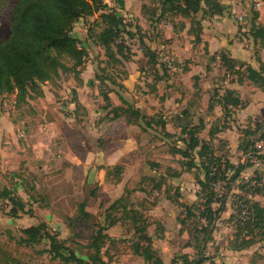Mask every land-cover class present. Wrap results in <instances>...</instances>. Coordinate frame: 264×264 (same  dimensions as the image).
Instances as JSON below:
<instances>
[{"label": "crops", "instance_id": "obj_1", "mask_svg": "<svg viewBox=\"0 0 264 264\" xmlns=\"http://www.w3.org/2000/svg\"><path fill=\"white\" fill-rule=\"evenodd\" d=\"M216 1L227 7V11L222 16H213L201 21L202 33L200 35V40L197 43H193V37L187 34L189 24L185 23V21V28L183 30H179L178 27L173 29L172 24L169 23L158 24V28L161 29V35L163 36L162 40L168 41V45H165V47L168 48V50L179 62H184L186 65L185 71L181 77L187 76L188 78H205L209 76L208 80H211L209 87L212 86L213 79L217 76L216 73L224 72L219 62L220 53H226L231 59L237 62L245 63L254 70H258L260 65L264 68V42L261 43L260 39L256 37L255 30L258 27L264 29V0ZM134 16H136L134 18L139 20V24L146 22L140 13V10L137 15ZM78 24H81V21L75 25ZM72 34L78 39L77 35H74V33ZM150 49L154 51L153 48ZM91 75H93V66L89 62H85L84 66L80 69L79 78L81 80V84L78 87H74L79 104L86 110L87 105L84 103V100L80 95V91L83 92L89 86L92 79ZM175 78L172 77L169 79L168 83L171 85L174 84L175 86L179 85L178 77L176 79ZM199 82L200 80L198 81L197 89L190 87V92L185 93L184 95L175 91L162 99V95L159 94L160 97L157 98L156 102L152 100L154 105L158 103L159 111H151L150 108H145L146 114H153V112H156V114L159 115L158 117H161L163 120L169 118V120L165 121V123H168L165 125V131L168 134L174 135V137L176 135L174 139H170L173 140L172 144L168 142V144H170L167 146L168 152L164 154L167 156L166 159H169L167 162L168 165L165 166L161 164L162 160L157 158L151 161L154 163H147L151 167L153 173L156 170V167L158 170H161L160 168L165 170V173L162 176L167 177V182L169 184L168 189L171 192L165 194V189L163 190L162 186L157 190H154L153 192L155 193V196L153 198H146L149 202H147L149 209L145 211H139V207H136L134 201L131 200L138 212L143 213L145 217L147 216L150 218V225L147 228V234L152 238V248L161 260L162 264H170L175 254H178V258L182 255H187L189 258H192L194 252L197 251V244L193 242L191 236V239L188 237L186 231L182 230L179 222L177 221L176 206L181 207V205H193L195 199L197 200L196 196L199 193V187L196 184V181L203 180L204 174L199 167V161L197 158H195L196 168L188 171L185 170L184 167H181V164L185 163L186 160L181 158L178 154H173L170 151L171 147L182 148V144L179 145V142H175L178 137H182L180 135L181 124L177 123L178 117H182L179 113L184 111L187 113L188 118L192 119L194 118L195 111L199 110L201 115L199 114L198 117H196L198 118L197 121L202 120L204 124V129L199 134V139L205 142L210 141L213 155L220 159H222V155H216L218 153H214V144H219L221 148L225 147V149L228 150V153L223 156L233 165L236 164L233 155L237 149L239 137L237 136L236 138V128L232 122L235 121V125L238 127L239 124H243L240 123L238 119L240 116L243 117L246 115L250 117L249 120L251 119V123H254L252 125H255L257 123L254 115L257 111L256 106H261L259 108V112L262 115L264 114L263 91L247 82L242 85L234 83L226 84L225 87L227 89L238 93L242 102L244 100H249V105L244 109H235L233 111L234 113L232 118L229 119V123H226L229 126L233 125L232 128L222 130L221 127L217 125L222 118L221 108L219 106H215L211 113L207 112L210 97L207 93L205 94L206 90L201 84H199ZM168 90L171 92V90L173 91L174 89L169 88ZM43 94L44 97L41 100L47 101L45 93ZM2 99H4V97L0 96V101L5 104V101ZM159 101H161V103H159ZM162 101L164 102V107L162 106ZM178 101H181V105L177 104ZM200 101L203 103H200ZM10 102L12 105L11 108L14 109V95ZM111 102L114 106L120 105V103L118 105L114 100H111ZM142 102L143 101H141L139 105H131L135 109L141 110V108L145 106ZM169 104L171 106L177 104L175 112L172 114L170 111L165 110L166 107H171ZM173 117L175 118L172 119ZM27 120L28 119L23 121L21 125L24 126ZM15 126L16 125L10 120V115L7 112L0 110V180L4 183L2 186L10 188L3 180L2 176H5L10 172H16V163H18V161L12 164L9 162V159L19 158L18 150H25L26 154L23 155L25 160H29L32 157L35 158V160H39L40 164L36 168V172L30 168V172H32L34 176L39 177L36 181H54L56 195L55 197H50V195L46 193L49 207L38 208L37 204H33L31 207L32 216L22 214L16 219L9 220L12 222L10 228L14 231L15 228L20 230L37 226L40 223H45L49 229L56 232L59 235V239L62 240H68L69 237L67 236V230L73 229L75 226L90 228L93 227L94 224L106 227V207L110 203L119 199L124 194L125 189L130 190L128 185L129 180L134 177H138V171L135 170V166L138 165L139 161L142 165V162H144L143 160H145L142 155L141 146L146 145L149 149L158 147L156 144L153 145V141L149 142L148 139H145L144 143L140 142L139 140H142L148 133L141 132L136 125L128 124V126L125 127L126 129L123 131H116L115 128L110 127L112 129L105 133V136L109 133L108 136L110 137H107L106 140L97 147L87 145L85 151L82 153H79V148L77 146L73 147L71 145H67L66 148L64 146L66 144L64 143L50 144L49 142H45L44 144H32L30 140H28V130L22 134L25 140L24 144H20L16 139ZM107 126H114V124L109 123ZM46 128L48 129L46 130ZM49 128L50 126H45L38 129H42L40 133L45 134L49 131ZM216 128L219 132L210 137L209 133L216 131ZM25 129H28V127ZM140 132L142 135H139ZM148 132L151 131L148 130ZM36 133L37 129L35 130V134ZM154 134L158 133L154 132ZM232 135L235 136L234 140V136L232 140L230 139V136ZM158 138L162 139L161 137ZM161 144H165V141ZM244 147L246 148V146ZM142 148L145 149V147ZM30 150L32 154L30 153ZM37 151L40 152L37 153ZM243 153L244 151L240 148L238 157L241 158ZM230 156H232L233 159ZM47 162L55 165V171H50L49 173L44 171L46 165L48 164ZM28 163L26 165H28ZM115 166H121L123 168L120 175V181L118 183L114 180H107L106 178L107 169ZM194 171H197V173H193ZM53 173L55 175H52ZM162 178L161 181H165ZM64 181L67 182L68 185L70 181L72 182V187L67 185V190L70 191L71 194L72 192L70 189L73 190V188L77 186L76 184L78 182L81 183L82 189L90 188V193L88 194L89 197L87 198L83 195L81 197H77L75 205L82 202L86 203L85 211L91 217L93 221L92 224L85 225L79 220V225L73 224V221L65 224V222L58 216V211L63 213V215L68 218H73L75 214V206L74 211L66 213V210L61 204V199L63 195H65L63 194L64 186L61 185ZM37 182H35L36 190H38V184H36ZM15 189L17 190V195L23 201H27V196L23 193L22 189ZM66 194H68V192H66ZM134 196L135 198H141L140 208L143 203L146 204L143 200L145 197H142L143 194L135 193ZM247 196L250 197L249 195ZM256 199H258L257 196L252 198L253 201L258 202ZM91 205H93V207H90ZM231 212V210L225 207L224 211L220 214L219 220L215 223V228L212 234L218 241L216 242V246H219V249L218 253L211 260L216 264H256L262 260L264 261V242L256 241L249 248L237 251L230 248L234 244V237L228 235L227 237L226 235L224 237H219L216 234L218 229H221V232L228 231V229L224 226L225 224L222 223V220L224 221L229 219V216L232 215ZM126 226L125 222L119 221L114 226L108 227L102 232V234L106 237L103 240L101 249L102 261L107 264H146L141 257L133 255L131 251L132 237H128V239H126V234L123 232V227ZM130 230L132 232L131 226ZM96 231H99V227L94 229L95 235ZM74 232H76L75 229ZM245 239L247 240L248 238ZM74 241L75 243H72L71 241L68 242V245L72 244L76 255L84 259L86 249H82L81 251L80 247L85 246V243L81 240ZM215 252H217L216 249ZM219 252L220 255H218ZM44 257L47 258V255H44ZM178 258L176 257V261Z\"/></svg>", "mask_w": 264, "mask_h": 264}, {"label": "trees", "instance_id": "obj_2", "mask_svg": "<svg viewBox=\"0 0 264 264\" xmlns=\"http://www.w3.org/2000/svg\"><path fill=\"white\" fill-rule=\"evenodd\" d=\"M149 2L151 7L146 4L140 6V13L146 22L150 24L169 23L172 24L173 29L178 24L179 30L185 28L184 21H187L189 28L187 34L193 37V43L200 40L202 33L201 21L213 16H222L227 7L223 6L216 0H145ZM98 15V20L103 27L101 33L98 35L96 43L103 51V66L99 69L101 74L105 75L107 69L112 65L122 66L124 63L131 61L133 55L128 47L125 46L121 40V36L126 34L129 37L133 35L130 29H127L124 18L112 8H108L104 0H17L11 14V21L9 26V36L7 39L0 41V96L14 95L13 108L20 112L22 108H28L29 103L44 97L42 85L53 83L60 77L61 74H71L73 80L77 84H81L79 78L80 69L85 64L87 52L80 44V41L73 36L72 31L74 25L87 18ZM154 17L155 20H154ZM166 17L179 20L174 23L170 19L165 22ZM256 30V37L260 42H264V29L258 27ZM143 56L146 59V65L150 68L158 70L157 67L161 65L158 62V54L149 48L143 49ZM219 62L224 71L223 84H237L242 85L245 82L253 85L264 92V68L260 65L258 70L252 69L249 65L237 62L229 57L226 53L219 54ZM69 65H67V64ZM165 70V68H164ZM96 75L94 78L99 81V86L102 83L110 82L116 84L109 76L101 77ZM158 76V75H157ZM166 75L157 77L158 81L166 80ZM194 89H197L196 82L198 77H193ZM93 81H90L91 87ZM154 90V89H153ZM113 91L104 92L99 89V96L102 99V110L106 111V116L110 117L109 121L124 120L129 125H136L141 132H148L152 127L157 126L159 130L165 133L166 139H171L174 135L168 134L165 131V122L155 114L151 117L146 116L141 110L135 109L129 105L122 97L118 98L119 106H114L111 102L109 94ZM217 93V91H216ZM215 93L210 96L207 107V112L211 113L215 106H219L222 111V118L224 123L232 118L233 111L241 108L243 102L240 100L236 91L223 87L221 93ZM76 95L74 90L73 95ZM74 108L84 109L78 102L73 100ZM24 114V113H23ZM34 115V112L28 110V115ZM182 117H178L177 123L181 124V132L179 139L175 142H181L182 148L171 147L170 151L173 154H178L185 159V163L181 164L185 170L190 171L196 168L195 158L199 161V167L203 171V180H197L196 184L199 187L197 200H202V209L198 210L199 218L205 223L201 231H193V235L197 238L199 234L202 235L200 250L196 253V258H189L187 255H182L173 259L170 264H216L208 256L201 254L206 238H209L214 230L215 223L219 220L220 214L225 209L224 199L216 198L214 191L211 189V184L214 181L221 180L218 175H210V168L216 165L220 170L221 159L214 156L209 142L201 141L199 134L204 129L202 120L193 122L188 118L187 113L182 111ZM26 115V114H25ZM27 115V116H28ZM173 117L172 119H174ZM228 119V120H227ZM176 120V119H175ZM223 130L224 127H221ZM214 132V133H213ZM209 133L212 137L216 131ZM149 135V132H148ZM264 135V132L261 134ZM252 144V142H251ZM250 145H245L242 150L245 152ZM226 167L233 169L234 173L229 179V183H234L239 173L245 168L244 166L235 167L228 161H224ZM123 168L115 166L107 169V180H114L116 183L120 181V175ZM20 179V187L23 193L27 196V201H23L18 195L16 189L12 186L10 188L3 187L0 189V201L7 205L6 216L10 219H16L20 215L25 214L32 216V209L26 208L29 204H37L38 208L49 207L47 198L42 197L36 186L35 176L32 177L33 183L29 185L22 180L19 175L14 174ZM221 176V174H220ZM17 181V180H16ZM162 181L153 187L157 190L161 187ZM232 186V184L227 187ZM240 191H244L242 187H246L247 192L251 198L260 196L258 190L249 188L246 184H239ZM245 189V188H244ZM132 191L125 189L124 194L116 201L110 203L105 209L106 227L99 226L100 234L98 236L93 232L90 238V243L81 249H86L85 258H80L75 253V249L68 245V240L59 239L56 232L51 231L45 223H40L37 226L29 227L19 230V236L15 244L23 247H33L46 241L47 246L43 251L51 262L56 264H107L101 259V249L103 240L106 238L102 234L108 227H112L119 221L126 220L129 222L132 229V246L131 251L133 255L141 257L146 264H162L156 252L152 248V238L147 234V228L150 223L143 213L135 209L131 201ZM239 201H244L249 204L251 215L243 222L236 219L235 229L236 233L233 238V250L241 251L252 246L256 241L264 242V205L261 206L256 201L244 200L239 197ZM217 208H213V205ZM186 210V217L178 218V222L183 228L186 220L195 216V205H181ZM86 203L82 202L75 205L74 217L85 225L92 224L93 221L89 214L85 211ZM237 212V210H236ZM236 212L234 215L236 217ZM119 214V217H118ZM68 223H71V218L65 217ZM193 238V237H192ZM245 238H248L247 240ZM197 241V240H196ZM79 248V247H78ZM7 257L0 248V264H7L5 260ZM224 264V263H219Z\"/></svg>", "mask_w": 264, "mask_h": 264}, {"label": "rangeland", "instance_id": "obj_3", "mask_svg": "<svg viewBox=\"0 0 264 264\" xmlns=\"http://www.w3.org/2000/svg\"><path fill=\"white\" fill-rule=\"evenodd\" d=\"M16 1L17 0H0V41L7 39L9 36L11 14ZM104 3L107 5L108 8L117 10V12L124 18L127 25V29H130V33L133 35L132 37H129L126 34H123L121 36V40L133 54L131 56V61L128 63H124L122 66L112 65L109 69H107L105 75L111 77L116 84L112 85L108 81L102 83L101 86H99V81H97L94 77L96 75H102L99 69H101L100 67H104V58L103 51L100 47H98L96 40L98 35L101 33L103 27L101 26L98 20V15H94L93 17L82 20L81 24L74 25L72 33L78 36L80 44L85 48L87 52L85 62H89L93 66V75H91V81H93L92 86H88L83 92L80 91V95L82 96L84 103L87 105V110L85 108H79L75 110L73 100L75 99V96L77 99V94L73 95V92L74 87H78L79 84H77L73 80V76L68 73L61 74L60 77L56 79L53 83H47L42 85V91L43 93H45L47 101L41 99L35 100L32 103H29L28 108H22L20 112H17L11 108L12 105L10 101L13 95L6 96L4 99H2L5 101V104L0 101V110L7 112L10 115L11 122L16 125V139L20 144H24L25 140L22 134L23 132H26L28 130V140H30L32 144H44L45 142H49L50 144L64 143L66 144H63L65 147L67 145H71L73 147L77 146L79 148V153H82L85 151L87 145L97 147L98 145H101L107 137H110L108 136L109 133L107 136H105V133L109 132L112 129L110 127L115 128L116 131L125 130V127L128 126V124L124 120V117L120 120H116L111 123L109 121L110 117L106 116V113L108 112L102 110V106L104 104L102 102L101 97L99 96V89L104 92L113 91V93L109 94V97L111 100H114L118 105L120 102L117 98L119 97H123L127 101V103H129V105H139L141 101H143L142 103L145 104V106L141 108V111L148 117L155 115L156 112H153V114H146L145 108H150L151 111H159L158 103L154 105L152 101L154 100L156 102L157 98L160 97L159 94H161V98L164 99L165 96H168L170 93H173L175 91L177 93H181L182 95L190 92L189 89L190 87L192 88V84L194 83L192 78H188L187 76L181 77L183 75V72L185 71L186 65L184 62H179L168 50V48L165 47V45H168V41L162 40L163 36L161 35V29L158 28V25H153L148 22H142V24H139V20L134 18L136 17L134 15H137L140 10V6L143 3L148 5V7H151L152 4L146 2L145 0H104ZM155 18L156 17H154V20ZM170 19L171 17H166V20L164 21L169 22ZM171 20L173 21L174 19ZM178 21L179 20H174V23H177ZM185 23L188 22L185 21ZM176 27H178V24L174 28L176 29ZM145 48H153L154 51L157 52V54L163 53L164 56L173 57L174 70L166 69L162 63H160L161 65L157 67L158 70L147 66L146 59L143 56V49ZM161 48L163 51H161ZM216 74L217 76L215 78L213 77V83L210 87L209 85L211 80H208L209 76L205 78H198V81L200 80L199 84H201L202 87L206 90L205 94L207 93L209 97H215L216 91L219 95V91L221 93V89L225 87V85L222 83L224 79V72H217ZM105 75L103 74L101 77H105ZM161 75H166V77L168 78L166 80L158 81L157 77ZM172 77H178L179 85L175 86L174 84L171 85L168 83V80ZM198 81L196 82L197 87ZM169 88L174 90H171L170 92L168 90ZM159 103H161V101H159ZM163 103L164 102L162 101V106ZM200 103L203 102L200 101ZM170 104L169 106H171ZM177 104L181 105V101H178ZM177 104L172 105L169 108L166 107L165 110L170 111V113L172 114L175 112ZM248 105L249 100H244L241 109L246 108ZM162 106L161 108L163 109L164 106ZM260 107L261 106H256L257 111L254 115L255 121H257V123L255 122V125H252L254 123H251V119L249 120L250 117L246 115H244L243 117L240 116L238 120L240 123L243 124H239L238 127L235 125V121L232 122L234 124V127L236 128V138L237 136L239 137L237 149L235 150L233 155L236 164L239 163L240 159V157H238L239 149L243 148L246 144L250 145L256 137H258L264 132V114L262 115L259 112ZM29 109L34 112V115H28ZM199 114L201 115V112L199 110L195 111L194 118H192L193 122H197L198 118L196 117H198ZM26 119L28 120L25 125H21V123ZM161 120L165 122L169 120V118H166V120ZM109 123L114 124V126H107V124ZM226 123H229V121H226L224 123L223 120H220L217 125H219L220 127H224L223 130L232 128L233 125L229 126ZM167 124L168 123H166L165 125ZM45 126H50L49 131H47L45 134L40 133L42 129L38 128ZM26 127H28V129H25ZM36 129L37 133L35 134ZM47 129L48 128H46V130ZM150 131L151 132H149V135L147 134L145 137H143L142 140L139 141L144 143L145 139H148L149 142L153 141V145L156 144L158 145V147L149 149L146 145L141 146L142 155L145 160H143L144 162H142V165L139 161L138 165L135 166V170L138 171L137 173L139 178L134 177L133 179H130L128 184L130 190L132 191L131 200L134 201L136 207H139V211H145L149 209V205L147 204L148 200H146V198H153L155 196V193L153 192V187L161 181L162 177V179L165 180L162 181L161 184L163 190L165 189L164 193L168 194L169 192H171L168 189L169 184L167 182V177L162 176L165 173V170L163 168H160L161 170H158L156 167V170L153 173L151 167L147 163H154L151 161L157 158L159 160H162L161 164L165 166L168 165L167 162L169 161V159H166L167 156H165L164 154L168 152L167 146L170 145L168 144V142L172 144L173 140L166 139V137L164 136L165 133L161 132L159 130V127L157 126L152 127ZM154 132L158 134H154ZM139 135H142V133L140 132ZM157 136L161 137L162 139H159ZM233 136L234 135L230 136L231 140ZM175 137H173V139ZM234 139L235 136L233 140ZM164 141L165 144H161ZM178 144L181 145V142H179ZM214 145V153H218L216 155L221 154V160L227 161L224 156L227 155L228 150H226L225 147L221 148L219 144ZM142 147H145V149H143ZM39 152L40 151H37V153ZM30 153L32 154L31 150ZM18 154L19 158L9 159V162L12 164L18 161V163H16V172H10L9 174L2 176V178L9 185V187L14 186L17 189H22V187H20L19 185L21 184V182H19L20 179L18 177L16 179V176L14 178V174L19 175L22 180L26 181L30 185L31 183H33L32 177L34 176L32 172H30V168L33 169L34 172H36V168L40 163L39 160H35V158L33 157L29 160H25V158L23 157V155L26 154L25 150H18ZM27 163L28 165H26ZM47 163L48 164L46 165L44 171L48 173L50 171H55V165L51 163L49 164V162ZM193 173H197V171H194ZM52 175L55 174L53 173ZM35 178L38 179L39 177L35 176ZM65 181L61 184L62 186H64L63 194H65L61 199V204L66 210V213H70L74 211V206L77 202V197H81L82 195L86 196L87 198L89 197L88 194L90 193V188L82 189L81 183L78 182L76 184L77 188L75 187L73 188V190L70 189L72 192L71 194L70 191L67 190L68 184ZM3 184V181L0 180V189L3 188ZM36 184H38V192L42 197H46V193H48L50 197H55L56 190L54 181H41L37 182ZM34 186L36 185L34 184ZM68 186L72 187L71 181L69 182ZM240 189L238 185H232L230 187L224 188L222 198L224 199L223 201L225 207L232 211V215L229 216V219L224 221L222 220V223L225 224L224 226L228 229V231L221 232V229H218L216 234L219 237H224L225 235L226 237L227 235L234 237L236 233V217L234 215V211L239 196L243 197L244 200L246 199L251 202L253 201L252 198L248 197L247 194L244 193L248 191L246 190V187H242L244 191H240ZM66 192H68V194H66ZM135 193L143 194L142 197H145L143 198V200L146 202V204L143 203L141 208V198H135ZM257 198L258 199L256 200L259 202V204L264 205V195L260 194V196H257ZM193 204L195 205L194 210H197V212L195 211V213L197 214H194L195 216H192L186 220V224L183 226L182 230L186 231V234H188L189 238L190 236L191 238L193 237V242L197 244L198 251L200 250V247L202 245V235L199 234V236L196 238L193 235V231H201V228H203V225L205 223L199 218L200 216L198 212V210L202 209V200L195 199V202ZM32 206L33 204H29L26 210ZM90 207H93V205H91ZM176 207L177 218H185L186 215L183 214V207ZM213 208H217V205H213ZM7 210V205L4 202L0 201V248L3 250L7 257L5 259L7 261V264H56V262H51L48 256L47 258L44 257V255H46L45 253H43L47 246L46 241L33 247H23L17 246L15 244L16 239L20 237L19 229L15 228L13 231L12 228H10L12 222H10L9 220L11 219L6 216ZM57 214L65 222V224L68 223L63 213L58 211ZM78 220L79 219L76 217L71 218L73 224L79 225ZM147 221H149L150 223L149 217H147ZM122 222H125V225H127L126 227H123V232H125L127 237L126 239H128V237L131 238L132 235L130 234H132V232L130 230L129 222L126 220H122ZM97 227L99 226L94 224L93 227L90 228H84V226H75L73 229L67 230V236L69 237L68 241L75 243L74 240H81L85 243L86 246L90 243V238L92 237L94 229H96ZM74 229L76 230V232H74ZM216 242L218 241L214 238L213 234L211 233L209 238H206L205 243H203L204 247L202 248L201 254L204 256H208L209 259L214 258L215 255L218 253L219 249V246H216ZM70 247H72V244ZM215 249L217 252H215ZM197 251L194 252V255L192 257L193 259L196 258ZM218 255H220V252ZM176 257L178 258V254H175L173 256V259H176ZM175 264H177V262H175ZM256 264H264V261L262 260L261 262Z\"/></svg>", "mask_w": 264, "mask_h": 264}, {"label": "built area", "instance_id": "obj_4", "mask_svg": "<svg viewBox=\"0 0 264 264\" xmlns=\"http://www.w3.org/2000/svg\"><path fill=\"white\" fill-rule=\"evenodd\" d=\"M161 51H163L162 48ZM158 62L162 63L166 69L174 70L173 57L164 56L163 53H160L158 54ZM234 166L245 167L239 173V176L234 183H229V179L232 177L234 170L226 167L224 161H221V166L219 167L220 170H218V167L216 165L211 166L210 175H218L219 179H221L218 181H214L211 184V189L214 191L216 198H222L224 188H226L229 184H246L249 188L258 190L260 194L264 195V135H259L252 141L249 149L242 154L239 163L235 164ZM234 212H236V219L239 222L245 221L247 217L251 215L249 204L239 200L236 202ZM183 214H187L186 210H183Z\"/></svg>", "mask_w": 264, "mask_h": 264}, {"label": "water", "instance_id": "obj_5", "mask_svg": "<svg viewBox=\"0 0 264 264\" xmlns=\"http://www.w3.org/2000/svg\"><path fill=\"white\" fill-rule=\"evenodd\" d=\"M96 235H97V236L99 235V231H96Z\"/></svg>", "mask_w": 264, "mask_h": 264}]
</instances>
